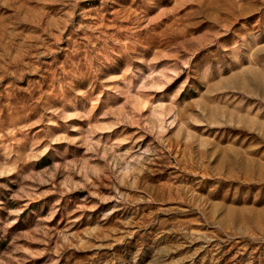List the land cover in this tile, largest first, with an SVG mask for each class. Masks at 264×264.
I'll use <instances>...</instances> for the list:
<instances>
[{
  "label": "rangeland",
  "instance_id": "rangeland-1",
  "mask_svg": "<svg viewBox=\"0 0 264 264\" xmlns=\"http://www.w3.org/2000/svg\"><path fill=\"white\" fill-rule=\"evenodd\" d=\"M0 264H264V0H0Z\"/></svg>",
  "mask_w": 264,
  "mask_h": 264
}]
</instances>
